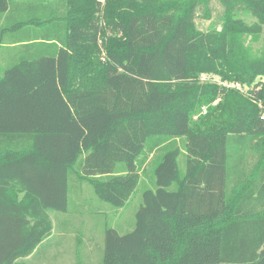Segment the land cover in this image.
<instances>
[{"label":"trees","instance_id":"obj_1","mask_svg":"<svg viewBox=\"0 0 264 264\" xmlns=\"http://www.w3.org/2000/svg\"><path fill=\"white\" fill-rule=\"evenodd\" d=\"M10 1L0 0V264H21L50 235L48 211L66 212L78 161L79 179L121 208L159 149L155 189L131 231L105 230L102 264H264V0H27L29 16L8 23ZM212 1L220 29L197 31ZM22 30L30 36L12 37ZM243 36L263 37L257 55ZM201 74L246 91L202 88Z\"/></svg>","mask_w":264,"mask_h":264},{"label":"rangeland","instance_id":"obj_2","mask_svg":"<svg viewBox=\"0 0 264 264\" xmlns=\"http://www.w3.org/2000/svg\"><path fill=\"white\" fill-rule=\"evenodd\" d=\"M23 0H11L10 11L7 13V22H17L28 17V9L22 5ZM54 0H41L43 4L52 3ZM72 1V0H71ZM69 18L77 17L75 4L71 3ZM104 3H101L103 5ZM211 18L195 20V29L200 32H207L212 28L218 27L219 16L222 12L221 7L216 1L211 2ZM236 18L250 25L254 19L247 14L237 15ZM36 31L35 33H38ZM34 33V34H35ZM31 35V37L37 36ZM30 36V31L22 30L13 38L25 39ZM263 37H242V48L250 57L258 54L263 46ZM1 60V56H0ZM0 61V67H3ZM199 83L202 88L207 86L220 87L225 90H235L244 94L246 88L242 91L233 87V82L222 81L214 74H201ZM199 97V94L197 98ZM217 99L213 105H215ZM207 106L196 107V117L204 115ZM160 136L151 138L146 147L158 141ZM147 149V148H146ZM145 149V150H146ZM162 151L159 149L154 152V158L146 167L140 170V180L135 190L131 194L126 204L121 208H114L101 201L94 192L92 184L88 180L79 179V173H76L79 167V161L74 166V173L69 179L68 206L66 212L48 211L49 217L53 221V231L42 241L29 257L22 259L21 264H102L104 233L107 228L115 229L119 234H126L131 231L135 225V213L142 204V194L147 190H154V169L160 160ZM81 158V157H80ZM181 157L179 158V162ZM180 167L182 165L179 163ZM121 166V165H120ZM144 167V166H143ZM238 193L231 192L228 206L237 200ZM229 215V212H228ZM229 219L228 217H226ZM224 218V219H226Z\"/></svg>","mask_w":264,"mask_h":264},{"label":"crops","instance_id":"obj_3","mask_svg":"<svg viewBox=\"0 0 264 264\" xmlns=\"http://www.w3.org/2000/svg\"><path fill=\"white\" fill-rule=\"evenodd\" d=\"M21 2H22V4H25V2H26L27 5H28L29 7H32V4L29 3L30 1L24 0V1H21ZM35 3H36V2H35ZM2 46H3V45H2ZM4 47H7V46H4ZM5 56H6V54H2V55H1V60H0V61H1L2 64H4ZM50 218H51V217H50ZM51 221H52V219H51ZM52 231H53V221H52ZM52 231H51V232H52Z\"/></svg>","mask_w":264,"mask_h":264},{"label":"built area","instance_id":"obj_4","mask_svg":"<svg viewBox=\"0 0 264 264\" xmlns=\"http://www.w3.org/2000/svg\"><path fill=\"white\" fill-rule=\"evenodd\" d=\"M97 1H99V2H101V3H104L105 0H97ZM233 87L236 88V89L239 90V91H242V88H241L240 85H238V84H234Z\"/></svg>","mask_w":264,"mask_h":264}]
</instances>
